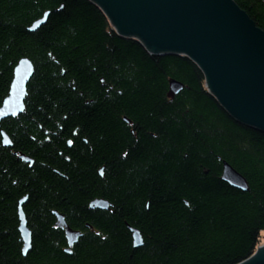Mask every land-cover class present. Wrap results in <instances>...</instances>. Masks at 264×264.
Wrapping results in <instances>:
<instances>
[{"label":"trees","instance_id":"1","mask_svg":"<svg viewBox=\"0 0 264 264\" xmlns=\"http://www.w3.org/2000/svg\"><path fill=\"white\" fill-rule=\"evenodd\" d=\"M234 1L264 29V0ZM21 55L34 72L25 110L1 122L12 145L0 137V264H237L252 254L264 236V131L230 116L193 61L148 53L90 0H0V102ZM169 78L184 84L172 98ZM223 160L247 190L220 179ZM95 197L110 207H89ZM53 210L82 232L70 252Z\"/></svg>","mask_w":264,"mask_h":264},{"label":"water","instance_id":"2","mask_svg":"<svg viewBox=\"0 0 264 264\" xmlns=\"http://www.w3.org/2000/svg\"><path fill=\"white\" fill-rule=\"evenodd\" d=\"M90 2L117 32L138 38L149 52H178L188 56L202 71L208 93L230 116L264 131V30L234 0ZM43 21L39 19L35 24ZM31 28H35L34 24ZM24 63L31 65L28 60ZM181 88L180 82L169 80V95ZM13 99L17 101L14 96ZM221 178L242 190L248 188L244 177L226 162ZM92 204L107 208L103 199H95ZM56 216V224L65 227V237L72 245L77 241V231L67 227L61 214ZM22 226L26 227L24 222L20 229L26 233L23 236L28 247L30 233ZM133 232L134 246H138L140 234L136 229ZM237 264H264L262 233L252 254Z\"/></svg>","mask_w":264,"mask_h":264},{"label":"bare ground","instance_id":"3","mask_svg":"<svg viewBox=\"0 0 264 264\" xmlns=\"http://www.w3.org/2000/svg\"><path fill=\"white\" fill-rule=\"evenodd\" d=\"M244 10V9H243ZM245 11V10H244ZM43 14H48V11H45V12H43ZM42 17L43 16H40V17H38L37 19H35V20H32V22H31V24L28 26V30L29 31H34V30H36L37 28H39L45 21H46V18L44 17V21L43 22H41V23H39V24H35L36 23V21L37 20H39V19H42ZM47 17V16H46ZM33 24H34V26H35V28H31L32 26H33ZM110 25V24H109ZM110 27H111V29L115 32V33H117L118 35H120V36H123V37H128V38H131V39H134V40H136V41H138V42H140L141 44H142V46H144L143 45V43L138 39V38H136V37H134V36H130V35H124V34H122V33H119V32H117L111 25H110ZM262 29V28H261ZM262 30H264V29H262ZM144 48H145V46H144ZM146 50H147V48H146ZM148 51V50H147ZM148 53H151V54H180V55H184V56H186L185 54H181V53H178V52H168V53H155V52H149L148 51ZM186 57H188V56H186ZM189 58V57H188ZM190 59V58H189ZM29 61L30 62V66L28 65V64H26V63H24V61ZM191 60V59H190ZM192 61V60H191ZM197 66V65H196ZM199 68V67H198ZM200 69V68H199ZM33 72H34V65H33V62L31 61V59L28 57V56H26V55H21V56H19L17 59H16V61L13 63V65H12V70H11V79H10V82H9V84H8V91L10 92V89H9V87H12V88H14V89H17V91H15L14 93H13V96L17 99V101H19V102H17V101H15L13 98H12V103L11 102H8V95L5 97H3L2 98V100H1V102H0V116H1V114H3V115H8V116H12L11 114H13V115H16V113H14L15 111H12L13 110V105L14 104H16V103H18V104H20V103H22L23 104V107H24V109L23 110H20L21 112L22 111H24L25 110V99L27 98V85L26 86H24L25 84H28V82H29V80L31 79V77H32V75H33ZM202 72V71H201ZM203 74V73H202ZM177 80V79H174V78H169L168 79V81L169 80ZM25 81L24 83H22V82H20V81ZM178 82H180L181 84H182V88L184 87V84L181 82V81H179V80H177ZM181 88V89H182ZM180 89V90H181ZM179 90V91H180ZM8 91H7V93L6 94H8ZM178 91V92H179ZM177 92V93H178ZM169 93V88L167 89V97L168 98H172L175 94H177V93H175L174 95H169L168 94ZM9 95H10V93H9ZM10 111H12V112H10ZM19 111V112H20ZM0 128H2L1 126H0ZM3 129V128H2ZM6 136V134H5V132L3 131V136ZM2 136V135H1ZM2 141H4L3 143H2V145H4V146H9V144H8V141H7V139H2ZM12 144H10V146H11ZM16 152V151H15ZM17 153V152H16ZM17 157H19L20 159H22L23 157L24 158H27L25 155H18V153H17ZM25 160V159H24ZM28 161H30V160H28ZM241 176H243V175H241ZM244 177V176H243ZM244 179H245V177H244ZM246 180V179H245ZM225 181V180H224ZM228 185H230L231 187H234V188H237V189H239V190H241L240 188H238V187H235L234 185H232L231 184V182H227V181H225ZM100 199H103V198H100ZM27 200V195H23L20 199H19V201H18V204H17V217H18V219H17V221H18V226H17V231H18V234H19V237H20V240H21V254H22V256H25L27 253H28V251L31 249V246H32V237H31V229L29 228V226H28V223H27V217H26V214H25V211H24V208H23V204L25 203V201ZM94 200L95 199H91V200H89V203H88V205H89V207H93V208H98V209H107V208H99V207H95V206H93V204H92V202L94 203ZM59 212V211H58ZM59 214H61L62 215V217H63V214L62 213H60L59 212ZM63 219H64V221H65V223H66V225H67V227L69 228V229H71V230H73V231H77L76 232V234H78V236H80V235H82V233L80 232V230H78V229H74V228H72V227H70L68 224H67V222H66V220H65V218L63 217ZM21 222H24V225L26 226V227H24V226H22V227H24V228H26V229H23L24 231H28V233H30V238H28V240H29V246L28 247H26V245H25V243H27L28 241H25V237L23 236V235H25L26 233H23L22 231H21V229H20V225H21ZM56 222H57V219H56ZM56 224V223H55ZM57 225V224H56ZM88 225V224H87ZM90 225H88V227H89ZM59 227V226H58ZM60 229H61V227H59ZM65 228V227H64ZM64 228H62L63 230H64ZM134 233V232H133ZM64 234V233H63ZM139 234H140V238H141V243L138 245V246H141L142 245V243H143V238H142V235H141V233L139 232ZM64 236H65V234H64ZM79 238V237H78ZM67 240V239H66ZM139 241V242H140ZM76 242H74L72 245H67L66 247H65V249H66V251L67 252H70L71 251V248H72V246L75 244ZM133 245H134V243H133ZM24 249H25V252H24Z\"/></svg>","mask_w":264,"mask_h":264},{"label":"rangeland","instance_id":"4","mask_svg":"<svg viewBox=\"0 0 264 264\" xmlns=\"http://www.w3.org/2000/svg\"><path fill=\"white\" fill-rule=\"evenodd\" d=\"M43 17H42V19H44V17L45 18H47L46 16H47V14H43L42 15ZM145 49H146V47H145ZM172 80V79H171ZM177 81V80H176ZM27 84H25V86H26ZM168 88H169V81H168ZM9 89H10V92L8 91V94H6V96L8 97V100H11L12 101V98H13V93L15 92V91H17V89H14V88H12V87H9ZM11 91H12V95H11ZM9 93H10V95H9ZM5 96V97H6ZM16 106H15V112L14 113H16V115H13V114H11L12 116H8V115H3V114H1V116H0V126H1V122L4 120V119H6V118H9V117H11V118H15V117H17L19 114H21L22 112L20 111V110H23L24 109V107H23V104L22 103H20V104H18V103H16L15 104ZM220 105V104H219ZM221 106V105H220ZM222 107V106H221ZM223 108V107H222ZM224 109V108H223ZM225 110V109H224ZM20 111V112H19ZM226 111V110H225ZM227 112V111H226ZM228 113V112H227ZM229 114V113H228ZM122 119H123V121L127 124V125H131V121L126 117V116H122ZM3 131L5 132V134H6V136L4 135L3 136ZM131 132L133 133V129H131ZM2 135V136H1ZM0 137H1V143H3L4 141H2V139H7V141H8V144H9V146H10V144H12L11 143V140H10V137H9V135L7 134V132L5 131V129L3 128H0ZM18 155H24V154H22V153H18ZM26 156V155H25ZM27 158H22V160H24V161H28V160H30V158L28 157V156H26ZM224 162H226V163H228L227 161H222V168H221V174H220V179L221 180H223L222 178H221V176H222V171H223V163ZM229 164V163H228ZM229 165H231V164H229ZM231 167L234 169V170H236L232 165H231ZM237 171V170H236ZM239 174H241L239 171H237ZM242 175V174H241ZM224 181V180H223ZM247 182V181H246ZM247 186H248V184H247ZM248 189V188H247ZM246 189V190H247ZM242 190V189H241ZM100 198H102V197H95V198H93V199H100ZM103 200H105V201H107V209L110 207V202L107 200V199H104L103 198ZM93 208V207H92ZM52 213H53V215H54V217H55V222H54V224L56 223V219H57V216H56V214H59V212L58 211H56V210H53L52 211ZM55 226L56 227H58V225H56L55 224ZM127 228L129 229V231L131 232V238H132V244L134 243V241H133V229H136V230H138V232H140L139 231V229L138 228H136V227H134V226H131V225H127ZM62 229V228H61ZM63 230V229H62ZM81 232V231H80ZM63 233L65 234V232H64V230H63ZM82 233V232H81ZM81 236V235H80ZM80 236H78V237H80ZM65 237V236H64ZM65 240H66V237H65ZM77 240H78V238H77ZM77 242V241H76ZM66 245H69L68 244V242H67V240H66ZM134 246V245H133ZM134 247H137V246H134Z\"/></svg>","mask_w":264,"mask_h":264},{"label":"snow or ice","instance_id":"5","mask_svg":"<svg viewBox=\"0 0 264 264\" xmlns=\"http://www.w3.org/2000/svg\"><path fill=\"white\" fill-rule=\"evenodd\" d=\"M69 143H71V141H69Z\"/></svg>","mask_w":264,"mask_h":264}]
</instances>
